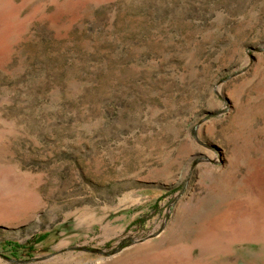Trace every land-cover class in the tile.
Returning a JSON list of instances; mask_svg holds the SVG:
<instances>
[{
	"label": "rangeland",
	"instance_id": "rangeland-1",
	"mask_svg": "<svg viewBox=\"0 0 264 264\" xmlns=\"http://www.w3.org/2000/svg\"><path fill=\"white\" fill-rule=\"evenodd\" d=\"M0 264H264V0H0Z\"/></svg>",
	"mask_w": 264,
	"mask_h": 264
},
{
	"label": "trees",
	"instance_id": "trees-1",
	"mask_svg": "<svg viewBox=\"0 0 264 264\" xmlns=\"http://www.w3.org/2000/svg\"><path fill=\"white\" fill-rule=\"evenodd\" d=\"M47 236L48 234L46 233L39 234L31 243L26 242L21 244L14 241H4V244L8 246L12 252L25 253L27 257H31L34 253L37 252L36 245L45 240ZM11 256L15 257L14 253H12Z\"/></svg>",
	"mask_w": 264,
	"mask_h": 264
}]
</instances>
